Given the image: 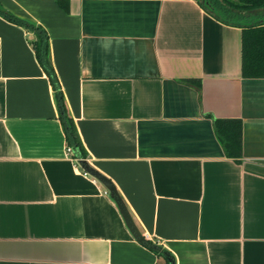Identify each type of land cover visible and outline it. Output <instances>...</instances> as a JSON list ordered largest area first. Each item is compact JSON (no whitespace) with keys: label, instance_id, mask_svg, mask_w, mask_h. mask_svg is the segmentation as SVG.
<instances>
[{"label":"crops","instance_id":"crops-1","mask_svg":"<svg viewBox=\"0 0 264 264\" xmlns=\"http://www.w3.org/2000/svg\"><path fill=\"white\" fill-rule=\"evenodd\" d=\"M0 5L47 32L86 161L147 241L175 264H264V78L243 76L242 28L199 0ZM34 39L0 15V264H169L68 154Z\"/></svg>","mask_w":264,"mask_h":264},{"label":"trees","instance_id":"trees-1","mask_svg":"<svg viewBox=\"0 0 264 264\" xmlns=\"http://www.w3.org/2000/svg\"><path fill=\"white\" fill-rule=\"evenodd\" d=\"M202 6L218 21L242 28V70L245 78H264V20L254 15L264 10V0H199ZM0 15L8 21L24 27L34 34L32 46L37 60L48 75L56 94L63 124L67 146L73 150V157L79 162L86 161V151L81 142L77 128L70 117L63 98L61 87L51 61L49 37L45 29L25 20L19 19L5 11L0 5ZM216 131L222 142L226 145L227 152L236 147L234 142V129L232 123L217 121ZM237 140L238 137L236 138ZM152 245L148 241V246ZM162 254V253H161ZM174 261V260H173ZM170 264V262H169Z\"/></svg>","mask_w":264,"mask_h":264},{"label":"water","instance_id":"water-1","mask_svg":"<svg viewBox=\"0 0 264 264\" xmlns=\"http://www.w3.org/2000/svg\"><path fill=\"white\" fill-rule=\"evenodd\" d=\"M81 166L86 173H88L89 175H91L92 177L97 179L99 182H101L110 191L112 197L115 199V201H116V203H117V205H118V207H119V209L123 215V218H124L127 226L129 227V229H130L131 233L133 234V236L135 237V239L137 241H139L140 243L146 244L148 246L147 239L141 234V232L139 231V229L135 225L131 215L129 214V212L127 210V207L125 206L124 202L122 201L121 197L119 196V194H118L115 186L113 185V183L109 179H107L106 177L101 175L99 172H97L95 169L90 167V165L87 163V161H82ZM149 247L155 251L163 253L164 256H166L168 258L170 264H175L173 259L169 256V254H167L166 252H163L162 249L160 247H158L157 245H150Z\"/></svg>","mask_w":264,"mask_h":264},{"label":"built area","instance_id":"built-area-1","mask_svg":"<svg viewBox=\"0 0 264 264\" xmlns=\"http://www.w3.org/2000/svg\"><path fill=\"white\" fill-rule=\"evenodd\" d=\"M67 152L70 156H73V150L67 146ZM86 175H88V173L85 172Z\"/></svg>","mask_w":264,"mask_h":264}]
</instances>
